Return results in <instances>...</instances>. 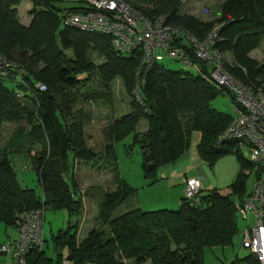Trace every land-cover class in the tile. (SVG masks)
<instances>
[{
  "label": "trees",
  "instance_id": "16d2710c",
  "mask_svg": "<svg viewBox=\"0 0 264 264\" xmlns=\"http://www.w3.org/2000/svg\"><path fill=\"white\" fill-rule=\"evenodd\" d=\"M21 1L0 0V54L14 65L7 75H0V133L4 124H17L9 142L0 145V223L17 229V216L24 212L42 209L45 219L47 208L67 211V226L51 233V241L54 251L65 250V261L70 264H126L129 260L133 264H203L206 248L231 245L238 234L236 205L249 196L245 176L251 170L256 178L260 173L243 157L237 141H219L232 116L216 111L211 102L226 92L233 104V96L211 82L206 65L194 63L198 71L194 75L155 63L145 75L141 101L137 102L133 92L140 52L122 55L108 35L63 26L61 14L69 7L62 8L52 0H29L31 20L22 25L13 8ZM122 1L147 18L163 16L167 23L199 40L222 23L215 49L230 55V63L223 59L228 73L253 87L264 79V61L249 57L264 37V0H224L219 17L210 23L180 15V0ZM92 52L102 63L92 61ZM83 75L86 78L79 79ZM93 75L105 91L100 97L109 101L110 86L118 79L130 98V112L108 125L107 142L98 153L87 146L82 124L71 121L73 106ZM141 120L147 128L137 132ZM193 132L200 137L198 155L209 166L221 156L235 155L239 172L229 186L230 193L201 188L196 201L182 197L176 210L137 208L114 217L117 208L137 193L118 173L114 143L134 133L133 144L126 150L139 145L143 177L153 185L159 169L175 164L188 151ZM35 145L40 151L32 153ZM23 154L35 173L41 196L17 177L14 158ZM101 154L106 162L102 168L113 173L115 189L105 193L92 227L81 237V222L71 221L84 210L74 163L97 161ZM61 258L58 253L59 264ZM26 260L28 264H51L43 249L31 250ZM230 264L260 262L250 252Z\"/></svg>",
  "mask_w": 264,
  "mask_h": 264
},
{
  "label": "rangeland",
  "instance_id": "374dc122",
  "mask_svg": "<svg viewBox=\"0 0 264 264\" xmlns=\"http://www.w3.org/2000/svg\"><path fill=\"white\" fill-rule=\"evenodd\" d=\"M180 1L182 6L179 14L190 15L202 23L215 21L219 17L220 7L224 2V0H206L203 2L191 0ZM58 5L62 8L68 6L59 3ZM13 8L18 13L19 22L22 25H28L31 20V16L28 12L32 8V3L29 0H23ZM171 26L181 29L174 25ZM90 57L97 65L103 61L102 58L93 52L90 54ZM222 57L228 63L231 62L229 54H222ZM249 57L258 63L264 61V37L259 47L253 50L249 54ZM159 63L170 70H183L194 75L198 74L195 67L187 66L174 59L164 57ZM85 78V75L79 77V79ZM6 85L10 88L12 87L9 83H6ZM104 92V89L98 81V77L93 75L86 87L82 88V96L75 102L72 109L74 116L71 121H79L82 124L87 146L91 147L97 153L103 150L107 142L104 136L108 125L114 119L130 112V98L124 93L123 86L118 79L113 81L110 86L109 96L107 95L108 99L110 98L109 101L100 97V95H105ZM87 95H90V97ZM211 107L220 113L230 116L234 115L233 104L226 92L218 95L211 102ZM16 126V123H6L3 125L0 133L1 147L9 142ZM146 128V121L141 120L137 125L136 131L143 132ZM133 135L134 133H131L124 140L114 143V149L117 156L118 173L120 177L132 188H136L137 193L129 197L117 208L113 214L114 217L137 208H141L143 211H155L160 209L176 210L179 207L182 198L180 196L183 195L182 193L185 187L184 183H182L184 177H202V190L204 192L218 190L224 195L230 193L229 186L234 182L239 172V165L235 155L229 153L221 156L214 164L209 166L206 162L201 160L197 152V145L200 138L198 132L192 133L188 151L185 152L175 164L162 167L158 170V179L153 185H148L149 180L143 177L140 166L142 151L139 145L134 144L130 151L126 150L128 145L133 144ZM27 147L28 145L25 146V149ZM32 151V153L39 152L40 146L35 145ZM241 153L244 158L250 159V154L246 148H241ZM74 164L75 179L81 192L80 196L83 200L84 210H82L80 214L72 216L71 221L81 222L82 226L80 227L79 236L84 237L87 234L85 232L93 225L92 222L98 211L97 206L106 192L115 189V183L113 180V173L108 169L102 168L106 165L102 154L101 158L97 161L90 163L75 161ZM14 169L21 184L34 189L36 194L41 196V188L37 183L35 173L31 169V164L26 154L14 158ZM161 174L166 176L167 179H164ZM255 178L256 175L254 170L247 172L245 176V189L247 194L252 192ZM85 219H87V221ZM68 221V212L65 210L53 211L49 208L45 210V219L42 229V249L45 251L46 257L51 260V264H59L58 253L62 256L61 264H70L65 261V250L61 249L58 252L54 251L51 241V233H56L59 229L65 228ZM245 226L246 222L238 218V234L233 239V243L225 247L216 246L213 248H206L203 252V264H230L237 258L240 259L250 254L248 249L241 247V232L245 229ZM17 237L18 231L16 228L5 226L3 223H0V246L7 242L15 241ZM8 260V255H0V263L7 262ZM126 264H133V261H126Z\"/></svg>",
  "mask_w": 264,
  "mask_h": 264
},
{
  "label": "built area",
  "instance_id": "2783aa9c",
  "mask_svg": "<svg viewBox=\"0 0 264 264\" xmlns=\"http://www.w3.org/2000/svg\"><path fill=\"white\" fill-rule=\"evenodd\" d=\"M52 1L69 7L61 14L63 26L108 35L114 49L122 55L140 52L141 61L133 92L137 102L141 101L139 92L146 73L164 57L192 67L194 63L206 65L211 82L233 96L234 115L219 141H237L240 149L248 150L249 161L260 170L252 192L236 205V211L246 222L241 232V247L248 249L260 264H264V79L253 87L240 83L228 73L222 55L215 49L223 24L216 25L203 40H199L172 27L163 16L147 18L122 0ZM13 67L0 54V75H7L8 69ZM20 72H23L22 68ZM38 87L44 90L43 86ZM201 188L202 177L186 178L183 197L196 201ZM43 223L42 209L19 214L16 220L18 237L0 246V255L9 256L7 262L0 264H28L26 257L29 252L42 249Z\"/></svg>",
  "mask_w": 264,
  "mask_h": 264
},
{
  "label": "crops",
  "instance_id": "0c3cea01",
  "mask_svg": "<svg viewBox=\"0 0 264 264\" xmlns=\"http://www.w3.org/2000/svg\"><path fill=\"white\" fill-rule=\"evenodd\" d=\"M29 24V23H28ZM27 26V25H26ZM162 175V177H164V179H167V177L166 176H164L163 174H161ZM170 175V174H169ZM176 178V177H175ZM187 177H184L183 178V181H182V183H184V181H185V179H186ZM183 194V193H182ZM180 197H183V195H181ZM182 199V198H181ZM141 209V208H140Z\"/></svg>",
  "mask_w": 264,
  "mask_h": 264
}]
</instances>
